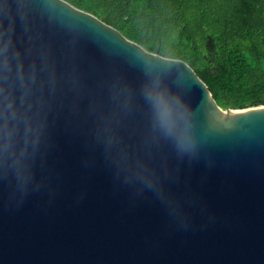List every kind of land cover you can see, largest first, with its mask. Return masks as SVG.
Instances as JSON below:
<instances>
[{
    "label": "water",
    "instance_id": "1",
    "mask_svg": "<svg viewBox=\"0 0 264 264\" xmlns=\"http://www.w3.org/2000/svg\"><path fill=\"white\" fill-rule=\"evenodd\" d=\"M190 110L181 153L143 91ZM0 264H264V105L65 0H0Z\"/></svg>",
    "mask_w": 264,
    "mask_h": 264
},
{
    "label": "trees",
    "instance_id": "2",
    "mask_svg": "<svg viewBox=\"0 0 264 264\" xmlns=\"http://www.w3.org/2000/svg\"><path fill=\"white\" fill-rule=\"evenodd\" d=\"M186 62L222 107L264 105V0H65Z\"/></svg>",
    "mask_w": 264,
    "mask_h": 264
},
{
    "label": "clouds",
    "instance_id": "3",
    "mask_svg": "<svg viewBox=\"0 0 264 264\" xmlns=\"http://www.w3.org/2000/svg\"><path fill=\"white\" fill-rule=\"evenodd\" d=\"M149 104L154 127L171 140L181 153H192L197 143L190 123V110L182 99L163 88L159 81L147 84L143 91Z\"/></svg>",
    "mask_w": 264,
    "mask_h": 264
}]
</instances>
